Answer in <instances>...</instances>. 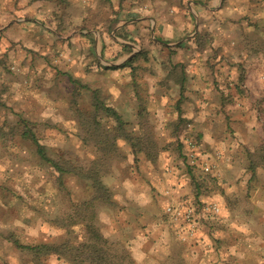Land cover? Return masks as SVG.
Masks as SVG:
<instances>
[{"label":"rangeland","instance_id":"obj_1","mask_svg":"<svg viewBox=\"0 0 264 264\" xmlns=\"http://www.w3.org/2000/svg\"><path fill=\"white\" fill-rule=\"evenodd\" d=\"M185 56L196 59L201 79L187 78ZM163 89L175 108L168 140ZM95 92L121 115L124 132L96 115ZM191 107L209 113L201 122L217 135L214 149H203L204 135L186 116ZM25 130L74 168L89 169L104 147L98 168L112 204L87 208L88 183L60 178L21 137ZM121 134L129 140L116 139ZM114 140L111 151L105 141ZM163 148L186 155L194 198L183 204L208 218L212 235H264L254 218L262 209L246 203L264 182V0H0V264H73L62 244L97 230L128 235L132 225L116 215L147 186L163 223ZM208 205L219 214L202 215ZM111 243L112 264H137ZM45 244L60 254L36 250Z\"/></svg>","mask_w":264,"mask_h":264},{"label":"crops","instance_id":"obj_2","mask_svg":"<svg viewBox=\"0 0 264 264\" xmlns=\"http://www.w3.org/2000/svg\"><path fill=\"white\" fill-rule=\"evenodd\" d=\"M163 44L167 43L163 41ZM177 59L188 62V79H201L199 69L192 66L195 64V58L185 56L184 60ZM164 77L165 74H163V79ZM176 88L177 99H181L180 87ZM168 100V94L163 89V133L166 140L169 137L166 136L168 134V112L175 110L174 103H168ZM186 111L189 112L186 116L194 122L193 127L204 135L203 149L213 148L211 147L213 145L217 147L219 145L217 135L215 136L213 135L215 132L205 129L201 122L204 117H208L209 113L198 114L196 109L193 110V107L186 108ZM248 123L252 125L250 121ZM231 143L233 144V142ZM234 152L235 146L228 153L232 156ZM160 160H163V172L160 173L163 179V184L161 183L163 186V191H161V195H163V223L161 220L162 211L159 210L160 205L158 206L157 202L152 200L153 189L147 186L142 193L137 191L141 195L130 199L129 204L124 205L126 208L116 215L117 223L130 224L133 230L129 231L128 235L103 236L110 243L111 241L122 243L123 248L137 264H217L223 260L226 261L225 264H264V235H212L215 227L205 217L198 219L197 234L186 242L181 241L179 238L182 231L181 223L174 222L165 210L169 205L182 206L186 198H194L190 175L184 171L181 152L179 154L168 148H163ZM260 173L261 176H264L263 169ZM157 177L159 178V174ZM258 183L252 189L251 198L246 203L250 204L252 208L262 209V212L256 214L259 217H253L256 218V221L258 220L259 225L264 226V182L262 180ZM206 199L199 196L198 202H206ZM226 220L232 222L233 219Z\"/></svg>","mask_w":264,"mask_h":264},{"label":"trees","instance_id":"obj_3","mask_svg":"<svg viewBox=\"0 0 264 264\" xmlns=\"http://www.w3.org/2000/svg\"><path fill=\"white\" fill-rule=\"evenodd\" d=\"M69 79L73 84H79V82L73 79L71 76L69 77ZM81 88H84V86L81 85ZM93 108L96 115L102 112L108 118L112 119L116 123V129L118 132L121 133L125 131L126 122L123 120L121 115L118 114L115 109L103 104L98 97L97 92L94 93ZM21 137L23 139L29 140L32 145H34L35 152L39 159L54 168L58 172L60 178H62L64 175L74 174L79 179L88 183V187L91 189L92 194L90 195L88 201L85 202L87 208L90 207V205H93L94 202L112 204L111 190L103 182V171H100V169L98 168L100 164L102 165L106 162V160L104 159V157L106 158V149H103L104 147L97 146L98 152H101V154L104 153L103 157L101 156L95 158L92 161V165L89 169L87 167L81 169V167L74 168L72 167V165L63 164L62 162L55 161L53 158H51L47 152L46 147L38 141V138L36 137L33 130H25L24 132L22 131ZM119 137H123L124 139L129 140V137L125 134L119 135L118 137H116V139H118ZM105 142L110 144L109 149H111V151L114 150L115 140L113 141V143H109L108 141ZM97 145H101V143H97ZM179 146L181 147V149L182 147L184 148V143L179 144ZM182 153L183 151H181V155L184 158L185 164H188L186 155ZM187 167L190 171H192L191 166L188 165ZM61 247V249H65V253L63 254L64 258L68 262H71L73 264H112V256L110 253L111 244L103 235H101L98 230L94 231L91 237H88L82 242L75 241L73 247L68 243L62 244ZM40 249H46L50 252L54 251L55 253L60 254L59 248H53L46 244L36 248V250ZM120 259L123 260V258Z\"/></svg>","mask_w":264,"mask_h":264},{"label":"built area","instance_id":"obj_4","mask_svg":"<svg viewBox=\"0 0 264 264\" xmlns=\"http://www.w3.org/2000/svg\"><path fill=\"white\" fill-rule=\"evenodd\" d=\"M188 146L192 152L196 151V144L192 141H188ZM192 157L195 153L191 154ZM208 171L209 168H206ZM166 214L171 217L174 222L181 223L182 231L179 235L181 241L186 242L189 238L193 237L196 229L198 228V217L196 214V208L193 204H189L187 201L178 207L169 205L166 210ZM220 212V208L217 205H208L202 208L201 214L217 215Z\"/></svg>","mask_w":264,"mask_h":264}]
</instances>
